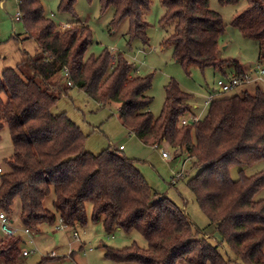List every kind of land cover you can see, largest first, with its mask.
<instances>
[{
    "label": "trees",
    "instance_id": "obj_1",
    "mask_svg": "<svg viewBox=\"0 0 264 264\" xmlns=\"http://www.w3.org/2000/svg\"><path fill=\"white\" fill-rule=\"evenodd\" d=\"M246 1L248 7L232 25L259 48L258 65L264 66V0H220L222 5ZM27 38H35L40 52L0 77V134L8 126L13 155L0 177V213L10 221L20 203L21 225L38 233L57 220L72 228L102 222L108 233L138 232L146 249L134 244L124 249L106 247V258L134 264H264V171L247 176L233 168L264 161V90L213 100L205 116L189 125L192 95L176 82L166 87L159 118L150 111L152 77H140L123 53L106 50L86 57L93 33L81 22L61 32L45 14L41 0H17ZM77 0H61L59 10L76 17ZM102 9L115 11L112 29L130 21L131 44L149 42L152 28L146 21L151 0H101ZM165 15L160 24L175 22L165 45L183 66L214 68L244 74L238 61L221 60L220 38L224 22L211 10L210 0H162ZM85 92L100 105L117 104L122 125L147 146L168 143L195 160L199 173L187 182L202 212L215 226L233 257L223 255L197 231L187 213L167 197L157 195L133 160L106 151H86V137L65 113L54 114L59 100L70 90ZM203 117V118H202ZM1 141V135H0ZM55 196L54 211L45 201ZM22 237L0 240V259L14 263L21 255ZM54 259H46L40 264Z\"/></svg>",
    "mask_w": 264,
    "mask_h": 264
},
{
    "label": "rangeland",
    "instance_id": "obj_2",
    "mask_svg": "<svg viewBox=\"0 0 264 264\" xmlns=\"http://www.w3.org/2000/svg\"><path fill=\"white\" fill-rule=\"evenodd\" d=\"M4 1L6 10L0 8V77L7 70L16 69L23 61L35 57L40 52L36 40L26 37L23 23L15 21L19 14L17 1ZM60 2L61 0H41L44 14L59 28L58 30L66 24H71L73 27L77 22H83L90 28L93 42L87 51V58L91 55L101 56L106 50L112 54L123 53L135 66L138 76L152 77L148 94L152 98L150 111L154 118L160 117L166 101V87L172 82H176L185 92L192 95L191 110L199 118L205 116L208 108L206 103L212 100L234 97L244 91L254 92L257 88L256 84L264 90V83L259 82L223 94L217 85L218 80L224 78L221 72L214 68L201 69L198 66H183L178 63L174 58V48L164 44L165 40L174 33L176 23L171 22L165 26L160 24L165 15L162 0H151V8L146 15L147 23L152 26L148 33L147 45L140 40L129 43L127 33L131 25L128 19L112 29L115 11L113 8L103 10L101 0H77L76 17L61 12ZM247 7L246 1L236 5H222L220 0H210L211 10L220 14L224 22L225 31L220 38L219 59L238 61L243 67L254 68L258 65L259 58L257 43L244 38L232 25L234 18ZM119 109L117 104L100 105L85 92L72 89L67 96L59 100L53 113L57 115L65 113L81 128L86 137L87 152L100 155L108 150L118 151L119 155L133 160L157 195L169 198L187 213L194 230L198 232L196 239L207 238L213 245L218 246L226 258L233 257L228 246L222 243L220 235L215 231V226H209L208 217L202 212L194 193L187 186V182L200 171L194 168L195 160L185 152L176 151L168 143H163L159 148L145 145L122 125L118 116ZM0 135V168L6 173L8 167L5 162L13 155L8 126L5 125ZM120 147L124 150H120ZM163 152L169 153L171 159L165 160L162 157ZM241 169L247 176H254L264 171V161L245 168H233L231 170L233 180L238 179ZM261 200H264V189L255 196V201ZM54 201L55 196L52 194L45 201L46 208L54 211ZM91 212L92 207L87 206L88 223L85 226L58 230L60 220H57L54 225L41 228L38 233H34L33 238L38 253L28 257H23L22 253L31 251L34 247L26 237L22 236L19 246L21 255L12 264H40L46 259L54 260L44 264H134L108 260L106 247L124 249L136 244L146 249L148 247L146 239L138 232L113 230L108 233L102 222L92 221ZM19 215L20 203L17 200L12 223L21 228ZM75 231L80 237L78 241L74 239ZM2 239L4 235L0 232V240ZM0 264L7 263L5 259H0Z\"/></svg>",
    "mask_w": 264,
    "mask_h": 264
},
{
    "label": "built area",
    "instance_id": "obj_3",
    "mask_svg": "<svg viewBox=\"0 0 264 264\" xmlns=\"http://www.w3.org/2000/svg\"><path fill=\"white\" fill-rule=\"evenodd\" d=\"M22 15L19 12L16 22H21ZM71 28V24H66L64 26L60 27L61 32H65L66 30ZM264 83V67L261 65H257L252 71L248 73H244L242 75H233L229 78H221L218 80L217 85L220 89L221 93H228L230 91H233L237 88H240L242 86H246L252 83ZM213 101V100H212ZM211 101V102H212ZM210 102V103H211ZM210 103H206V106H208ZM200 118L197 116H189L182 119V125H189L196 123ZM155 148H158L155 146ZM123 147H120V150H122ZM162 157L165 160H170L171 156L167 152L162 153ZM4 174V172L0 168V177ZM182 177V176H181ZM180 177V178H181ZM68 226L63 222V220H60V224L58 226V230H65ZM0 232L4 235V237H26L29 241V243L34 247L31 251H24L22 253L23 257H28L31 254L38 253V249L35 246V242L33 239V232L29 228L25 227H16L12 223V221L9 220V218L4 213H0ZM74 239L77 241L79 240V234L74 233Z\"/></svg>",
    "mask_w": 264,
    "mask_h": 264
},
{
    "label": "crops",
    "instance_id": "obj_4",
    "mask_svg": "<svg viewBox=\"0 0 264 264\" xmlns=\"http://www.w3.org/2000/svg\"><path fill=\"white\" fill-rule=\"evenodd\" d=\"M17 1V0H16ZM17 4H18V2H17ZM0 8L1 9H3V10H6V2L4 1V0H0ZM19 10V9H18ZM83 25H85L86 26V24L85 23H83V22H81ZM31 39V38H30ZM32 39H35V38H32ZM36 40V39H35ZM36 42L38 43V41L36 40ZM38 45H39V43H38ZM39 48H40V46H39ZM242 66V65H241ZM264 67V66H263ZM242 68H243V70H244V72L245 73H248V72H250V71H252L254 68L253 67H251V66H249V67H243L242 66ZM233 75H235L234 74V72L233 71H229V74H227V77H224V78H229V77H231V76H233ZM252 84H256V83H252ZM249 85H251V84H249ZM257 85V84H256ZM243 87V86H242ZM213 94H215V93H213ZM215 96H216V94H215ZM216 100V99H215ZM205 108H206V106H205ZM193 114V116H196L197 114L196 113H192ZM192 116V115H191ZM200 116V115H199ZM124 150V148L122 149V151ZM76 232V231H75ZM77 233V232H76ZM33 238H34V233H33ZM79 239H80V237H79ZM82 248V247H81ZM90 251H92V250H90ZM181 264V263H180Z\"/></svg>",
    "mask_w": 264,
    "mask_h": 264
}]
</instances>
